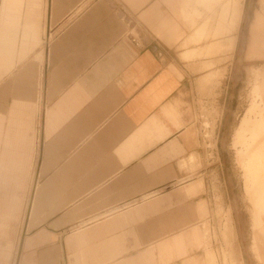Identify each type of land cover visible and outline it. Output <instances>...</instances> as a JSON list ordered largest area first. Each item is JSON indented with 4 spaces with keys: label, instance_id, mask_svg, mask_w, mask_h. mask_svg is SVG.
<instances>
[{
    "label": "crops",
    "instance_id": "obj_1",
    "mask_svg": "<svg viewBox=\"0 0 264 264\" xmlns=\"http://www.w3.org/2000/svg\"><path fill=\"white\" fill-rule=\"evenodd\" d=\"M186 4L0 0V264H247L227 127L246 85L224 81L223 141L195 145L189 90L216 67ZM250 35L264 56L258 13Z\"/></svg>",
    "mask_w": 264,
    "mask_h": 264
},
{
    "label": "rangeland",
    "instance_id": "obj_2",
    "mask_svg": "<svg viewBox=\"0 0 264 264\" xmlns=\"http://www.w3.org/2000/svg\"><path fill=\"white\" fill-rule=\"evenodd\" d=\"M186 9L189 12L184 15L185 19L190 21L189 27L199 30V35H196L191 40L193 43H189L188 46H195L198 42L205 45L211 41L212 45L206 51L207 54L196 59L207 60L215 56V61L210 67H216L211 73L208 72L209 66L200 65L195 69L205 75L210 74L205 77V84L202 83L204 78L202 77L195 88L189 90L191 108L187 123L189 128L195 131V145L214 148L215 143L223 141L224 108L220 99L224 92V81H231V84L239 83L241 75L245 81L243 103L241 106L232 103V117L227 127L232 132L233 165L238 170V178L243 187L241 190L247 202L246 222L249 226L248 246L245 249L247 264H264L257 258V250L259 252L264 249V246L261 247L262 243L264 245V190L261 189V180L258 176L260 174L256 172L262 152H259L260 144L255 143L252 136L257 132V126L264 124V98L258 96V91L252 90L262 78L264 56L262 53L260 56H253L248 52L250 27L256 14H260L264 21V0H187L184 12ZM195 17L196 23H193L192 19ZM191 31L187 29L185 37L190 35ZM130 33L134 37L137 36L132 30ZM181 61L187 63L188 60ZM225 62L226 68H223ZM256 98L260 99L258 103L254 100ZM216 163L218 180V175L222 172L220 171L222 158L216 156ZM216 205L221 208L220 211L217 209L216 214L220 220L223 215L222 200L219 197L216 199ZM235 239V232L232 230V240ZM223 258L225 262V256Z\"/></svg>",
    "mask_w": 264,
    "mask_h": 264
},
{
    "label": "bare ground",
    "instance_id": "obj_3",
    "mask_svg": "<svg viewBox=\"0 0 264 264\" xmlns=\"http://www.w3.org/2000/svg\"><path fill=\"white\" fill-rule=\"evenodd\" d=\"M238 7V6H237ZM257 132L253 133V139L255 141V143H259L261 149H259V152H262L261 155L259 156L258 163H257V171L260 180H261V189L264 190V124L262 126H257ZM251 136V137H252ZM245 140V139H244ZM252 157V156H251ZM250 159V158H249Z\"/></svg>",
    "mask_w": 264,
    "mask_h": 264
}]
</instances>
